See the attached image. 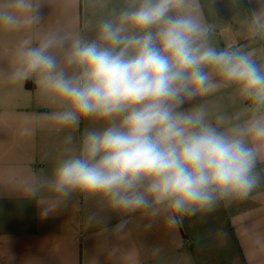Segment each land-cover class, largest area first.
I'll return each mask as SVG.
<instances>
[{
  "label": "clouds",
  "instance_id": "9594fccd",
  "mask_svg": "<svg viewBox=\"0 0 264 264\" xmlns=\"http://www.w3.org/2000/svg\"><path fill=\"white\" fill-rule=\"evenodd\" d=\"M39 0L0 6V27L30 28ZM197 0H128L99 22L97 38L48 33L17 52L13 78L37 83L67 108L58 125L104 121L88 131L79 154L62 160L48 182L56 195H100L114 208L164 215L167 222L246 197L264 160V66L250 53L217 50ZM253 36L264 34V11L254 13ZM53 50H65L63 66ZM71 70V71H69ZM228 85L252 101L253 115L221 130L204 106L183 110L197 96ZM27 131V130H25ZM47 214V210H45Z\"/></svg>",
  "mask_w": 264,
  "mask_h": 264
},
{
  "label": "crops",
  "instance_id": "0c3cea01",
  "mask_svg": "<svg viewBox=\"0 0 264 264\" xmlns=\"http://www.w3.org/2000/svg\"><path fill=\"white\" fill-rule=\"evenodd\" d=\"M10 0H0V6ZM39 19L30 28L0 27V264H264V160L254 172L256 187L243 198L183 216L114 209L100 195L72 191L56 195L48 182L57 165L79 154L84 135L105 126L81 119L63 127L51 115L62 104L37 83L13 78L23 41L38 45L48 33L97 38L98 25L128 0H39ZM209 43L250 53L264 66V34L249 24L264 0H197ZM65 50H53L63 66ZM71 71V70H69ZM204 106L221 130L253 115L252 101L228 85L197 96L183 110ZM27 130V131H25ZM47 210V214H45Z\"/></svg>",
  "mask_w": 264,
  "mask_h": 264
}]
</instances>
